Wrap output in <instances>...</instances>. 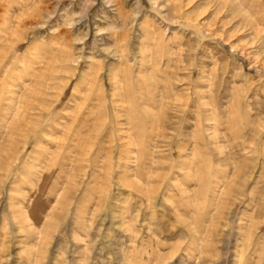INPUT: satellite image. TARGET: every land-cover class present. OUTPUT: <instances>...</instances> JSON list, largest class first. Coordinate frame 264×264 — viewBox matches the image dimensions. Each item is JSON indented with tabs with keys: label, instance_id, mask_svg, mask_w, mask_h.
I'll list each match as a JSON object with an SVG mask.
<instances>
[{
	"label": "rangeland",
	"instance_id": "374dc122",
	"mask_svg": "<svg viewBox=\"0 0 264 264\" xmlns=\"http://www.w3.org/2000/svg\"><path fill=\"white\" fill-rule=\"evenodd\" d=\"M0 264H264V0H0Z\"/></svg>",
	"mask_w": 264,
	"mask_h": 264
},
{
	"label": "bare ground",
	"instance_id": "6f19581e",
	"mask_svg": "<svg viewBox=\"0 0 264 264\" xmlns=\"http://www.w3.org/2000/svg\"><path fill=\"white\" fill-rule=\"evenodd\" d=\"M67 62V61H66ZM100 67V66H99ZM84 88V87H83ZM91 89V88H90ZM83 90V89H82ZM90 92H92V91H90ZM87 95V94H86ZM89 96V95H88ZM85 99H86V97H85ZM113 99V98H112ZM89 100V99H88ZM85 101V100H84ZM100 102H102V104L104 105L105 103H104V101L103 100H99ZM86 102V101H85ZM93 102V101H92ZM90 104V103H89ZM105 106V105H104ZM103 106V107H104ZM93 107V106H92ZM132 109V108H131ZM89 110H90V108H89ZM133 110V109H132ZM92 113V112H91ZM78 114V113H77ZM81 115V114H80ZM76 117V116H75ZM76 119V118H75ZM74 119V120H75ZM74 123V122H73ZM72 126V125H71ZM229 139V138H228Z\"/></svg>",
	"mask_w": 264,
	"mask_h": 264
}]
</instances>
